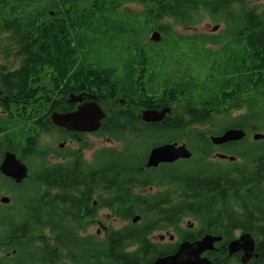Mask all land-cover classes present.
Wrapping results in <instances>:
<instances>
[{
    "label": "flooded vegetation",
    "instance_id": "flooded-vegetation-1",
    "mask_svg": "<svg viewBox=\"0 0 264 264\" xmlns=\"http://www.w3.org/2000/svg\"><path fill=\"white\" fill-rule=\"evenodd\" d=\"M172 17L165 16V26ZM15 24L0 14V183L15 186L7 193L0 190L2 264H37L27 250L42 253L36 256L44 261L41 264H264V238L250 233L252 244L249 239L234 245L248 233L238 224L194 216L210 206H222L205 197L230 194L227 188L239 158L219 156L233 154L227 143L198 142L199 156L190 147L191 158L148 167L152 149L162 145L150 142L154 130H159L154 126L167 119L146 122L142 110L147 107L121 109L120 105L127 106L122 97L102 102L86 87L69 90L66 86L74 84L71 67L60 65L54 54L47 56L42 37L21 45L25 40L10 27ZM64 28H69L67 40L79 34L70 26H58L57 41H66ZM221 29L218 24L201 34L216 36ZM75 97L81 101H73ZM95 97L105 111L98 130H74L54 121V113L73 112ZM209 127L198 125L200 130ZM146 131L149 142L131 141V134L146 139ZM42 148L48 165L70 164L81 172L83 185L66 191L43 189L41 199L37 189L28 191L36 184L23 187L40 173ZM7 154L27 165L29 174L22 182L1 171ZM2 196L8 202L1 201ZM29 198L35 208L25 210ZM54 228L61 229L60 239ZM230 228L232 232L227 231ZM31 230L33 241L26 245Z\"/></svg>",
    "mask_w": 264,
    "mask_h": 264
},
{
    "label": "trees",
    "instance_id": "trees-1",
    "mask_svg": "<svg viewBox=\"0 0 264 264\" xmlns=\"http://www.w3.org/2000/svg\"><path fill=\"white\" fill-rule=\"evenodd\" d=\"M126 2L143 8L123 9ZM0 14L16 23L10 27L25 40L21 45L42 37L47 56L54 54L60 65L71 67L74 84L66 86L69 90L86 87L102 102L107 97L116 96L115 101L122 97L127 106L120 105L121 109L172 107L167 120L154 126L159 129L150 140L154 145L186 141L199 156L198 142H210V135L231 127L246 129L243 140L227 143L239 158L234 163L232 186L227 188L229 196L217 198L222 206H210L194 216L235 223L242 232L264 238V227L259 226L264 222V139H250L255 132L264 133V125L248 123L264 118V5L242 0H0ZM166 15L173 16L168 26ZM205 18L221 24L222 33L185 35L177 31L178 26H200ZM64 25L79 34L67 40L69 28H64L63 43L56 40L54 29ZM155 30L164 36L160 43L149 41ZM237 110L245 112L231 116ZM205 123L210 126L205 131L196 128ZM131 135V141L149 142V131L144 133L146 139ZM44 152L42 148L39 175L23 187L36 184L28 191L37 189L41 199L40 190L66 191L83 185L81 172L70 164L48 165ZM29 199L25 210L35 208ZM52 231L60 239L61 229ZM30 232L26 245L33 241L34 230ZM2 241L0 231V251ZM27 253L33 255V263L44 262L36 259L42 253Z\"/></svg>",
    "mask_w": 264,
    "mask_h": 264
},
{
    "label": "water",
    "instance_id": "water-1",
    "mask_svg": "<svg viewBox=\"0 0 264 264\" xmlns=\"http://www.w3.org/2000/svg\"><path fill=\"white\" fill-rule=\"evenodd\" d=\"M218 29V26L214 27ZM151 40L160 42L162 34L159 31H154L151 34ZM81 101L80 98L75 97L73 101ZM172 112L171 107H163L162 109L147 108L142 110V119L146 122H161ZM105 117V112L102 106L98 103L95 97L93 101H89L80 105L74 112L66 114H53L54 121L64 127L74 130L96 131L100 128L101 122ZM246 131L240 128H230L219 135H212L211 141L215 144H224L229 141H237L245 138ZM254 140L264 139V133L256 132L253 135ZM193 152L187 147L186 143L179 144L178 142H168L152 149L147 166H158L160 163L175 162L181 158H191ZM220 157H227L224 154H219ZM235 156H230V160H235ZM1 171L8 176L16 178L17 182H22L28 176V167L22 163L14 154H7L4 162L1 164ZM8 197H1V201L8 202ZM210 237V236H209ZM251 244L253 239L251 234H243L239 239L233 242L238 245L239 242Z\"/></svg>",
    "mask_w": 264,
    "mask_h": 264
},
{
    "label": "rangeland",
    "instance_id": "rangeland-1",
    "mask_svg": "<svg viewBox=\"0 0 264 264\" xmlns=\"http://www.w3.org/2000/svg\"><path fill=\"white\" fill-rule=\"evenodd\" d=\"M249 3L251 2L252 4H255V5H264V0H249L248 1ZM143 6L138 4V3H135V2H126V6L123 8V9H130V10H139V9H142ZM215 24L214 23H211L210 20L206 19L205 18V21L203 23H201V25L199 27H195V28H191L189 26H178V29L177 31H179L181 34H191V35H200L201 33H207V32H211L212 30V27L214 26ZM199 33V34H197ZM83 47V43L81 42V45H80V48ZM70 57H68L67 59H69ZM95 58V57H94ZM66 59V60H67ZM68 62V61H67ZM205 77V74L202 73L201 75V78L204 79ZM262 110L264 111V107L262 108ZM240 112L238 111H234L232 116H237ZM248 123H260L261 125H264V118L259 121V122H256L255 120H248ZM219 130L221 129V127L218 128ZM252 138V136H250V139ZM253 140V139H252ZM231 152L232 149H231ZM15 186L13 184H9L7 187H4V185H2L1 189L3 191V193H7V190H10L11 188H14ZM28 189V187L26 188V190ZM226 191V190H224ZM223 191V192H224ZM225 196H229V194L225 193ZM215 198V199H214ZM217 198L219 197H211V196H207L204 198L205 201L207 202H210L214 199V201L217 200ZM206 209V208H205ZM205 209L202 210V212L205 211ZM254 225V223H253Z\"/></svg>",
    "mask_w": 264,
    "mask_h": 264
}]
</instances>
